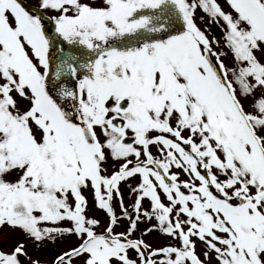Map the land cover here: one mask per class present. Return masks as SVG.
<instances>
[{
    "label": "snow or ice",
    "instance_id": "6c2138e0",
    "mask_svg": "<svg viewBox=\"0 0 264 264\" xmlns=\"http://www.w3.org/2000/svg\"><path fill=\"white\" fill-rule=\"evenodd\" d=\"M3 226L75 243L0 264H264V0H0Z\"/></svg>",
    "mask_w": 264,
    "mask_h": 264
},
{
    "label": "rangeland",
    "instance_id": "374dc122",
    "mask_svg": "<svg viewBox=\"0 0 264 264\" xmlns=\"http://www.w3.org/2000/svg\"><path fill=\"white\" fill-rule=\"evenodd\" d=\"M37 0H24V3L28 6L36 4ZM222 3H224V0H221ZM227 7V5L225 4ZM203 13H198V15H202ZM207 19V17H205ZM218 32V29L216 30ZM108 167H111V165H108ZM125 201L126 203L129 202L128 195L126 193L125 195ZM119 212V209H117ZM97 216H102V213L96 212ZM106 222V217L104 218V221ZM127 221H122V223L119 225L117 230H123V228L126 226ZM144 225H141V230L143 229ZM139 235V233H137ZM147 242L156 245H163L166 242L170 241L169 237H166L164 235H161L159 233H149L144 235L143 237ZM23 240L25 242L26 251L29 253V257L31 259H41L42 261H50L54 254L58 252L61 248H67L69 244L75 243V237H67L63 241H59L55 244L48 243L47 245L42 246H35L34 243L25 236L22 232L19 230H14L8 226L0 227V248L4 249H11L16 243ZM174 242V241H173ZM202 247V246H201ZM25 264H29L28 257H25Z\"/></svg>",
    "mask_w": 264,
    "mask_h": 264
}]
</instances>
